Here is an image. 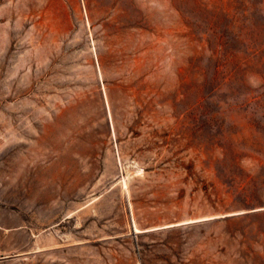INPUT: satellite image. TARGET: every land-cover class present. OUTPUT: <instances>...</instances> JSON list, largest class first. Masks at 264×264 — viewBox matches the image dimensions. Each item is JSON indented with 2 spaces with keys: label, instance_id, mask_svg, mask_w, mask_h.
Wrapping results in <instances>:
<instances>
[{
  "label": "rangeland",
  "instance_id": "374dc122",
  "mask_svg": "<svg viewBox=\"0 0 264 264\" xmlns=\"http://www.w3.org/2000/svg\"><path fill=\"white\" fill-rule=\"evenodd\" d=\"M183 9L0 0V264H264V152L205 149L245 113L186 98Z\"/></svg>",
  "mask_w": 264,
  "mask_h": 264
},
{
  "label": "trees",
  "instance_id": "16d2710c",
  "mask_svg": "<svg viewBox=\"0 0 264 264\" xmlns=\"http://www.w3.org/2000/svg\"><path fill=\"white\" fill-rule=\"evenodd\" d=\"M182 2L185 96L194 97L203 114L210 105L245 113V131H222L205 145L208 151L220 150L216 164L237 169L242 156L264 152V0ZM227 175L236 177L234 171L223 173ZM244 179L246 190H264V184L255 187L250 175Z\"/></svg>",
  "mask_w": 264,
  "mask_h": 264
},
{
  "label": "crops",
  "instance_id": "0c3cea01",
  "mask_svg": "<svg viewBox=\"0 0 264 264\" xmlns=\"http://www.w3.org/2000/svg\"><path fill=\"white\" fill-rule=\"evenodd\" d=\"M21 239L25 243L26 231L22 228L10 229L0 225V256L10 252L11 241Z\"/></svg>",
  "mask_w": 264,
  "mask_h": 264
},
{
  "label": "water",
  "instance_id": "95a60500",
  "mask_svg": "<svg viewBox=\"0 0 264 264\" xmlns=\"http://www.w3.org/2000/svg\"><path fill=\"white\" fill-rule=\"evenodd\" d=\"M258 210H262V209H258Z\"/></svg>",
  "mask_w": 264,
  "mask_h": 264
}]
</instances>
